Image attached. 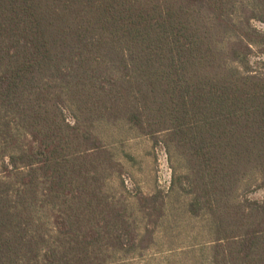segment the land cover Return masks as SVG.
I'll return each mask as SVG.
<instances>
[{"label": "trees", "instance_id": "16d2710c", "mask_svg": "<svg viewBox=\"0 0 264 264\" xmlns=\"http://www.w3.org/2000/svg\"><path fill=\"white\" fill-rule=\"evenodd\" d=\"M235 8L0 0V264H52L37 207L62 201L68 233L69 197L92 203L114 160L102 133L113 126L162 137L180 158L171 187L210 216L214 264H264V198L249 196L264 190V73L251 65L264 31L250 37Z\"/></svg>", "mask_w": 264, "mask_h": 264}, {"label": "rangeland", "instance_id": "374dc122", "mask_svg": "<svg viewBox=\"0 0 264 264\" xmlns=\"http://www.w3.org/2000/svg\"><path fill=\"white\" fill-rule=\"evenodd\" d=\"M235 2V17L250 37L258 39L251 30L264 31V21L252 17H264V3ZM253 47L252 70L264 73V42ZM113 129V133L108 128L102 131L114 160L98 176L99 195L92 203L84 195L78 207L69 197L68 233H61L56 223L62 201L37 207L40 230L48 237L41 261L45 251L53 250L52 264H214L216 234L210 216L197 215L189 207L190 195L179 185L171 187L173 168L183 169L180 158L170 162L161 136L155 139L123 131L125 127ZM91 187L86 183L83 192ZM249 196L263 199L264 190H253Z\"/></svg>", "mask_w": 264, "mask_h": 264}]
</instances>
